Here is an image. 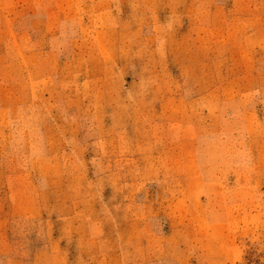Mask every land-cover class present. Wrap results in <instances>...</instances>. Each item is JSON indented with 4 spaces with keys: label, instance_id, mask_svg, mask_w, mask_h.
I'll use <instances>...</instances> for the list:
<instances>
[{
    "label": "rangeland",
    "instance_id": "374dc122",
    "mask_svg": "<svg viewBox=\"0 0 264 264\" xmlns=\"http://www.w3.org/2000/svg\"><path fill=\"white\" fill-rule=\"evenodd\" d=\"M0 264H264V0H0Z\"/></svg>",
    "mask_w": 264,
    "mask_h": 264
}]
</instances>
